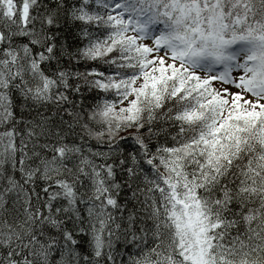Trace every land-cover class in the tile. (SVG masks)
Returning a JSON list of instances; mask_svg holds the SVG:
<instances>
[{"label": "snow or ice", "instance_id": "snow-or-ice-1", "mask_svg": "<svg viewBox=\"0 0 264 264\" xmlns=\"http://www.w3.org/2000/svg\"><path fill=\"white\" fill-rule=\"evenodd\" d=\"M0 264H264V0H0Z\"/></svg>", "mask_w": 264, "mask_h": 264}]
</instances>
